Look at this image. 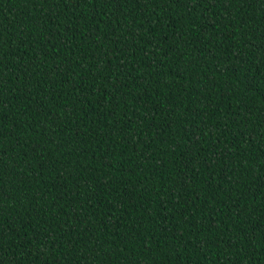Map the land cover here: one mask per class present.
<instances>
[{
  "label": "trees",
  "instance_id": "1",
  "mask_svg": "<svg viewBox=\"0 0 264 264\" xmlns=\"http://www.w3.org/2000/svg\"><path fill=\"white\" fill-rule=\"evenodd\" d=\"M0 264H264V0H0Z\"/></svg>",
  "mask_w": 264,
  "mask_h": 264
}]
</instances>
